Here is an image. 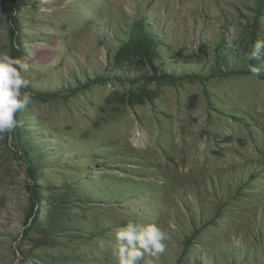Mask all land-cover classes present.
<instances>
[{
	"label": "rangeland",
	"instance_id": "374dc122",
	"mask_svg": "<svg viewBox=\"0 0 264 264\" xmlns=\"http://www.w3.org/2000/svg\"><path fill=\"white\" fill-rule=\"evenodd\" d=\"M16 18L26 90L75 92L32 98L0 139V264H116L130 220L170 235L152 264H264V56L258 76L246 59L264 0H22ZM139 25L156 71L117 61ZM163 74L181 81L148 79Z\"/></svg>",
	"mask_w": 264,
	"mask_h": 264
},
{
	"label": "clouds",
	"instance_id": "9594fccd",
	"mask_svg": "<svg viewBox=\"0 0 264 264\" xmlns=\"http://www.w3.org/2000/svg\"><path fill=\"white\" fill-rule=\"evenodd\" d=\"M261 56H264V39L257 40L246 57L249 71L257 76L261 69L250 61ZM29 70V64L22 59L0 53V139L6 135L9 143L14 129L19 126L15 114L32 102V94L26 90L28 80L24 77ZM170 239L156 224L130 220L115 230V240L108 242L106 250L116 264H152L153 259H158L165 251V242Z\"/></svg>",
	"mask_w": 264,
	"mask_h": 264
},
{
	"label": "trees",
	"instance_id": "16d2710c",
	"mask_svg": "<svg viewBox=\"0 0 264 264\" xmlns=\"http://www.w3.org/2000/svg\"><path fill=\"white\" fill-rule=\"evenodd\" d=\"M13 2H14V7L11 10V12L9 13L7 21L10 24L11 29H12V33H13L12 34L13 35L12 42L15 46L18 45L19 48L17 49V47L16 48L14 47L11 55L21 59V53L19 51L21 48V43L19 40L20 29H19L16 17L18 15V13H20V11H21L22 0H13ZM138 29L140 30L139 34L137 36H135L129 44L123 46L121 48V50L119 51V53L117 55V61L125 62V61H127L128 57H130V58L132 57V58L137 59V60L139 59L140 63H142V62L146 63L151 69H153V71H156V66H155L156 44H155L153 38L145 32L144 27L142 25L141 26L139 25ZM130 61H132V60H130ZM218 73H219L218 74L219 77H223V76H220L221 75L220 72H218ZM148 79H149V81H153V80L154 81H167L168 83H174V82H180L181 81V80H176L173 77H169L165 74H163L161 76V78L156 77V78H148ZM210 79L212 80L214 78L211 77ZM200 83H203V82H200ZM105 84H106L105 80L97 79V80H94V81L87 83L84 86V89L91 88V87L96 86V85H105ZM74 92H69L66 94H56L53 96H47V95L32 93V98L39 100V101H42V102H46V101H53L54 99L59 98V97L68 98L69 95L71 96V94H73ZM61 95H63V96H61ZM19 159H20L21 163H23V165L26 166V174H27L28 179L34 181L33 174L31 173L29 165L26 164L25 158H23L19 154ZM28 191L31 194V196H35L36 194L40 193V190L38 189L36 184H33V186L29 187ZM32 219H33V225H36L40 220L39 214H36L35 217H30L26 220L25 228H26L27 233L29 232L30 225L32 224V222H31ZM25 237H26V234H25Z\"/></svg>",
	"mask_w": 264,
	"mask_h": 264
}]
</instances>
